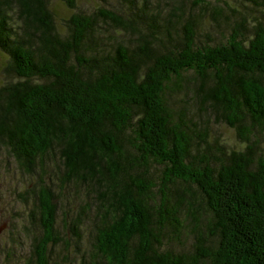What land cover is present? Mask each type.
Listing matches in <instances>:
<instances>
[{"label":"trees","instance_id":"1","mask_svg":"<svg viewBox=\"0 0 264 264\" xmlns=\"http://www.w3.org/2000/svg\"><path fill=\"white\" fill-rule=\"evenodd\" d=\"M153 1H134L127 13H74L61 32L48 0H0V51L12 76L0 86V148L35 181L33 264H51L62 240L57 184L88 190L80 211L64 216L76 243L91 227L79 264H264V19L243 15L216 41L180 13L175 38L176 21L159 23ZM106 26L134 40L103 48ZM187 89L235 129L239 147L208 141L190 110L174 109ZM197 201L209 218L196 252L164 246L180 209Z\"/></svg>","mask_w":264,"mask_h":264},{"label":"rangeland","instance_id":"2","mask_svg":"<svg viewBox=\"0 0 264 264\" xmlns=\"http://www.w3.org/2000/svg\"><path fill=\"white\" fill-rule=\"evenodd\" d=\"M72 1L74 5L71 7L69 5ZM134 1L141 2V0H48V3L57 29L64 32L66 20L74 13H92L100 8L126 12V8L131 3L134 5ZM205 1L207 4L204 7L196 5L195 0H154L151 4H153V10L161 12L159 23L163 24L169 16H172L176 21L169 28L175 38H178L182 31L180 13L184 14V19L195 16L201 39L216 41L224 40L231 31L230 27L243 15H246L248 19H252L253 16L264 19V0ZM174 11L179 15H175ZM14 17L16 18V16ZM12 23L15 27L21 24L16 19ZM102 31L105 34L101 38L102 47L106 49L112 47L111 43L116 38H125L127 41L134 40L130 34H116L109 26L103 28ZM6 60V55L0 51V86L12 78L4 68ZM183 93L174 97L172 102L174 109H181L184 112L190 110V117L199 123L200 133L207 135L208 141L215 139L220 143H226L227 146L234 147H239L242 144L234 128L214 118L206 108L193 103L189 89ZM258 150L264 154V131L260 136ZM151 170L153 178L159 182L160 169L152 167ZM53 179L59 183L56 176L53 175ZM34 186V178L18 170L14 160L3 148H0V264L34 263L32 237L40 233L38 223L31 221V212L32 210L36 211L35 195L32 189ZM55 188L60 199L57 233L62 240L52 249L53 261L51 260V264H55V261L58 264H79L82 252L86 251L88 256L92 248L91 227L81 229L82 241L76 243L67 234L68 222L64 216L66 211L71 214L80 211L81 205L90 200L88 190L84 186L74 184L65 191L58 184L55 185ZM193 199L197 200L198 197H193ZM177 218L179 225L176 230L170 231L164 238V246L184 252H194L198 239L207 234L206 222L209 214L197 201L195 205L190 204L182 207ZM63 239L68 242L65 243Z\"/></svg>","mask_w":264,"mask_h":264}]
</instances>
